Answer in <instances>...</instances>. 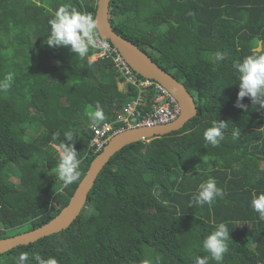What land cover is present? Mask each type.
Instances as JSON below:
<instances>
[{"label": "trees", "instance_id": "trees-1", "mask_svg": "<svg viewBox=\"0 0 264 264\" xmlns=\"http://www.w3.org/2000/svg\"><path fill=\"white\" fill-rule=\"evenodd\" d=\"M63 4L95 15L91 0H0V79L16 74L10 90L0 92V238L47 222L67 204L99 152L90 146L87 113L101 109L109 121L135 98L131 85L118 90L109 58L89 60L90 49L81 59L69 47L46 44L49 21ZM109 20L183 83L197 112L178 130L116 151L67 228L0 253V264H16L22 252L58 264H157V257L159 264H196V257L209 256L202 242L221 222L231 240L219 264H264V220L251 207L264 192V108L253 110L249 97L242 101L248 112L236 107L239 76L232 67L264 54V0H110ZM259 40L262 48L253 50ZM218 51L223 61L216 60ZM143 93L145 112L151 90ZM217 119L228 127L213 147L204 132ZM69 129L81 177L63 188L52 173L54 151H62ZM208 179L224 197L189 206ZM209 264L218 262L209 256Z\"/></svg>", "mask_w": 264, "mask_h": 264}, {"label": "clouds", "instance_id": "clouds-1", "mask_svg": "<svg viewBox=\"0 0 264 264\" xmlns=\"http://www.w3.org/2000/svg\"><path fill=\"white\" fill-rule=\"evenodd\" d=\"M49 25L50 33L47 35L45 40L49 47H69L72 52H74L79 58L83 59L89 54L90 49L96 48L99 44L96 19L93 15L81 12L70 4H63L59 6L54 14V17L49 21ZM88 58L89 60L97 59L94 50H92V53L88 56ZM224 59L225 54L218 51L216 53V60L223 61ZM110 62L113 65L111 59ZM232 67L239 76V81L237 83L239 91L237 94L236 107L244 110V112H248V106L242 101L245 97H249L253 105V110L259 111L261 108H264V54L257 53L247 55L242 60L236 61ZM15 75V72L10 71L5 74L3 79H0V92H7L10 90L14 83ZM117 78L118 90L127 92L130 89V86L128 87L127 85L126 88H119L118 84H121L123 80H121L119 75ZM143 97L141 98V103ZM141 103L138 106L140 109H142ZM141 112V116L143 117L146 111L143 112L141 110ZM87 117L93 128L100 126L106 119L105 114L101 109L89 111L87 113ZM227 127V121L217 119V121L204 132V140L213 147L218 146L225 138V133L222 130ZM125 128H122L121 130H124ZM59 135V132L55 134L56 137H59ZM239 135L240 133L237 129L233 133V136L234 138H238ZM63 138L64 140L61 145L62 151L59 153V159L55 166V171L52 173H55L57 180L61 182L63 188H68L73 183L79 181L81 177V160L78 158L79 153L74 147V130H65L63 132ZM224 194V190L217 186L215 179H208L206 182L199 185L198 193L193 195L189 206H203L205 204L211 205L217 200V198H223ZM251 207L256 213H258L259 219L264 220V192L254 195L251 200ZM229 232L230 230L228 226L221 222L202 242L203 250L209 254L212 260L218 262V264L223 261L224 255L229 252L228 241L231 240ZM209 256L196 257V264H209ZM16 264H58V261L52 256L45 258L39 253L30 256L28 252H22L17 257ZM157 264H159V257H157Z\"/></svg>", "mask_w": 264, "mask_h": 264}, {"label": "water", "instance_id": "water-1", "mask_svg": "<svg viewBox=\"0 0 264 264\" xmlns=\"http://www.w3.org/2000/svg\"><path fill=\"white\" fill-rule=\"evenodd\" d=\"M91 1L96 5L94 18L97 21L99 36L109 40L117 48L133 71L142 77L153 79L165 87L178 102L179 114L174 120L169 122L154 126L141 125L128 127L113 134L90 161L83 177L69 197L67 204L47 222L30 230L0 238V253H4L17 245L33 242L42 236L67 228L84 206L87 193L92 187L99 171L116 151L129 143L147 140L153 136L178 130L197 112L194 96L180 80L175 78L171 72L159 66L145 51L113 29L109 20L110 0ZM261 46V41L259 40L257 47L253 48V50L259 51L262 48Z\"/></svg>", "mask_w": 264, "mask_h": 264}, {"label": "built area", "instance_id": "built-area-1", "mask_svg": "<svg viewBox=\"0 0 264 264\" xmlns=\"http://www.w3.org/2000/svg\"><path fill=\"white\" fill-rule=\"evenodd\" d=\"M99 44L93 48L97 58H110L113 66L117 70L119 77H121L127 85L133 86L135 98L127 101L120 113H117L115 119L104 121L100 126L93 128V138L90 146L94 151H99L108 138L125 127L130 126H154L165 122L174 120L179 114V106L174 97L158 82L146 78L138 77L133 69L127 64L123 56L117 49L109 42V40L100 37L98 34ZM151 90L148 98L152 99L150 110L142 115L138 106L141 103V98L144 96V90ZM147 100V99H146Z\"/></svg>", "mask_w": 264, "mask_h": 264}, {"label": "rangeland", "instance_id": "rangeland-1", "mask_svg": "<svg viewBox=\"0 0 264 264\" xmlns=\"http://www.w3.org/2000/svg\"><path fill=\"white\" fill-rule=\"evenodd\" d=\"M146 11H144V13H145ZM170 33H171V31H170ZM170 33L168 34V35H163V38L165 39V41L166 42H168V40L171 38V36L172 35H170ZM163 41V40H162ZM166 46V45H165ZM90 59H91V57H90ZM118 87L119 88H126V84L124 83V82H121V84H118ZM24 106H26V107H31V104L30 103H28V102H26V103H24ZM93 111H95V109L93 110ZM21 135H18V137H17V139H14L10 144H9V151L10 152H16V148H15V142H16V140H19V139H21ZM60 152H59V150H56V151H54V154H56V155H58ZM261 165L262 166H264V161H262L261 162ZM13 181H16V178H11Z\"/></svg>", "mask_w": 264, "mask_h": 264}, {"label": "flooded vegetation", "instance_id": "flooded-vegetation-1", "mask_svg": "<svg viewBox=\"0 0 264 264\" xmlns=\"http://www.w3.org/2000/svg\"><path fill=\"white\" fill-rule=\"evenodd\" d=\"M111 18V17H110ZM112 19H113V17H112Z\"/></svg>", "mask_w": 264, "mask_h": 264}]
</instances>
